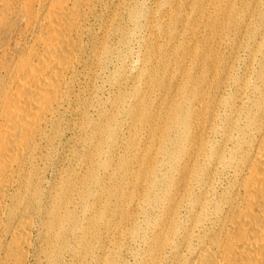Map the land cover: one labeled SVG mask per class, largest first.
I'll return each instance as SVG.
<instances>
[{
    "label": "bare ground",
    "instance_id": "6f19581e",
    "mask_svg": "<svg viewBox=\"0 0 264 264\" xmlns=\"http://www.w3.org/2000/svg\"><path fill=\"white\" fill-rule=\"evenodd\" d=\"M139 1L145 0H133ZM161 2L158 30L161 39L173 43L147 63L158 70L154 88L160 92L166 87L159 81L161 71L175 74L170 92L177 101L167 102L159 137L150 135L147 143L163 149L174 130L173 153L165 155L166 170L158 175V167L149 163L151 154L132 168L145 155L129 150L97 211L106 231L137 234L139 250L131 256L134 252L121 245L118 258L96 264H264L263 15L250 0H205L215 16L195 6L200 0ZM110 7V0H0V264H52L53 257L56 264L60 250L68 247L62 239L74 229L70 193L85 195L86 175L94 178L98 167L92 159L89 173L73 174L71 185L68 176L67 184L56 189L41 173L66 128L77 129L73 138L79 146L98 148L102 125L80 117L79 127L78 122L70 126L67 117L83 114L79 107L89 96L83 85L106 64L104 16ZM244 12L249 19L246 66L255 68L253 78L238 82L232 73L235 54L222 59L211 40L225 31L228 41L237 37L245 14L237 15ZM202 31L205 47L198 48ZM228 90L235 96H227ZM237 91L244 97L238 98ZM161 101L146 106L160 109ZM184 101L189 104L185 113ZM145 110L125 111L134 132L157 126L158 110ZM215 122L221 126L215 128ZM83 156L76 157L88 166ZM221 176L226 187L218 192L213 180ZM146 184L160 190L152 209L130 215V206L145 204Z\"/></svg>",
    "mask_w": 264,
    "mask_h": 264
},
{
    "label": "rangeland",
    "instance_id": "374dc122",
    "mask_svg": "<svg viewBox=\"0 0 264 264\" xmlns=\"http://www.w3.org/2000/svg\"><path fill=\"white\" fill-rule=\"evenodd\" d=\"M161 1L145 0L144 2L139 1V3L134 4L133 0H110V10L108 9L104 16L105 21H107L106 29L108 31L106 49L110 50L104 58L106 64L102 69L96 70L95 79L91 83L86 81L83 85V88L86 87L89 94L87 96L88 102H82V105L79 107L83 111V114L77 117L71 115L67 117L70 126L74 122H78L79 127L80 117H86L85 122H88L89 119L92 124H101L103 131L99 136L98 132H94L93 129L91 130L92 133L98 136V148L94 145H88V143L85 147L79 146L73 138L74 132H77V129H73L71 126L70 129L66 128L64 130L61 143L54 153H52L47 165L43 166L46 170L44 174L41 173V176L45 175L46 180L53 183L54 189L58 186L66 185L68 176L70 178L68 184L71 185V176L73 174L79 173V177L81 178L83 173H89L92 159L95 166L98 167L97 171H99L94 176L95 179L89 178L88 174L86 175L87 179L84 187H86L87 192L85 195L70 193V212L73 219L71 225L74 226V229H71L69 237L68 235L63 237L62 240L68 244V247L63 251L60 250L61 253L60 256L57 255L56 264H96L97 261H111L120 256L118 248L121 245L129 247L134 252L131 256L138 253L137 234H134L130 230L128 235L120 237L113 233L112 230L114 228L106 231L104 222L102 226L99 225L101 220L97 208L101 203L105 190H108L109 187L111 188L114 183L116 178L115 171L120 170L121 166L128 160L129 150L133 153L141 150L144 152L142 154L145 155V158L138 157L135 159L132 168L136 166V160H145V163L148 160L147 155L150 156L151 154L152 157L149 158V163L152 162L153 166L158 167V175L166 170L165 162L167 160L165 155L168 156L173 153V146L170 145V140H175L176 132L174 130L170 132L163 149H159L157 146L155 148L151 147L153 145L152 142L147 143L150 135L159 137V126L164 120L165 115H163V112L164 108L166 111L167 102L171 99L177 101L170 92V90L174 89L175 74L171 73L169 77L168 72L161 71L159 81L165 82L166 87L160 92L159 90L162 88H158L157 86L154 88V76L158 70L154 64L147 63V59L153 57L155 54V58H161L164 51L173 43L172 39H161V33L158 30V22L162 18ZM250 2L254 7L256 6V9L260 8V14L263 15L264 21V0H250ZM134 6H136V9ZM195 6L203 10L206 9L207 14H214V16L217 14L216 9L210 8V5L205 0H200V4L195 2ZM140 10L141 13H139ZM133 11L135 12L132 18H129ZM109 12L110 15L108 17ZM245 13H239L237 16H242ZM241 20V27L239 25L237 37L230 38L228 41L226 37L228 32L226 33L225 31L218 33L217 36H212L211 40L216 45L218 43L219 54L222 56V59H229L232 56L231 53L235 54L232 73H234V77L238 79V82L242 81L239 78H253L250 70L251 68H255L254 64L250 66L249 70L246 66V20L249 19L246 18L245 14ZM203 25H205L204 22H202ZM254 25L258 28L259 24L256 23ZM205 36V33L202 31V35L200 33L198 39V48L205 47ZM171 55L173 56L172 53ZM182 60L180 58L179 62ZM224 63L228 62H221L220 65ZM167 81L171 85L167 86ZM230 95L234 97L235 91L228 90L227 96ZM237 95L238 98L244 97V92L240 93L237 91ZM159 97L162 99L160 109L147 108L146 105L157 101ZM243 100L245 102L246 98ZM188 108L189 104L184 101L183 112L185 113ZM136 109H146L145 111H149L150 114H154L158 110L155 115L158 116L157 126L152 129L148 126H144L141 129L139 127V130L134 132L132 130V117L125 111ZM98 113L100 116L96 121ZM220 126L221 122L214 123L215 128ZM146 134L149 135L146 137ZM216 137L219 139L221 133L217 134ZM214 138L213 136L212 139ZM156 151L158 152L153 156ZM80 154L81 156L84 155L85 160L87 159L88 166L86 164L83 165L76 157ZM205 167H203L204 170ZM74 178L76 177L74 176ZM175 179H177V176ZM223 179L224 177L221 176L219 179L213 180V185L216 182L218 184V192L226 187ZM73 181L78 186V180L73 179ZM46 188H49L47 181ZM159 191V188L152 190L146 184L141 192L144 195L145 204L142 207L139 206L138 209L130 206L127 209L129 214L131 215L136 212L139 214L152 209L151 206L156 200L155 197L159 194ZM107 218L103 217V219H106L105 221L112 220L114 224L120 225L121 223L122 226L125 224L124 220L121 221V218ZM139 234L141 236V233ZM116 244H118L117 247ZM92 248L93 250L90 251ZM126 256L127 260L130 261L131 256ZM53 258L52 264H54Z\"/></svg>",
    "mask_w": 264,
    "mask_h": 264
}]
</instances>
